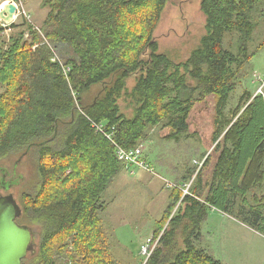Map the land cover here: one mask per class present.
Instances as JSON below:
<instances>
[{
	"label": "trees",
	"instance_id": "trees-1",
	"mask_svg": "<svg viewBox=\"0 0 264 264\" xmlns=\"http://www.w3.org/2000/svg\"><path fill=\"white\" fill-rule=\"evenodd\" d=\"M167 3L44 0L49 12L40 31L27 20L24 31L16 23L0 25V161L29 154L37 175L20 199L18 222L41 232L26 264H121L114 252L120 243L102 214L104 194L125 165L96 126L114 131L127 150L162 125L179 140L190 134L196 105L211 96L215 146L204 166L217 155L212 177L203 186L200 171L185 197L173 189L144 264H224L195 246V231L211 207L264 229V94L244 90L226 112L256 54L249 44L264 0H201L206 32L180 63L160 52L155 38ZM8 28L14 32L7 39ZM232 32L238 33L236 52L224 46ZM62 64L71 69L68 77Z\"/></svg>",
	"mask_w": 264,
	"mask_h": 264
},
{
	"label": "rangeland",
	"instance_id": "rangeland-1",
	"mask_svg": "<svg viewBox=\"0 0 264 264\" xmlns=\"http://www.w3.org/2000/svg\"><path fill=\"white\" fill-rule=\"evenodd\" d=\"M254 17L258 24L249 48L251 53L256 51V54L250 61L246 77L228 101L227 114L237 106L244 90L252 94L259 93L260 90L264 92V5L257 8ZM23 20L19 19L17 23H22ZM31 20L33 21V17ZM13 32L9 31L4 37L10 38ZM205 32L206 17L201 11V0H168L162 20L155 31V38L160 44V52L180 63L199 47ZM237 36L236 32L226 35L224 42L226 49L237 51ZM228 43L229 47L234 49H229ZM135 85V78H130L128 88L133 89ZM213 98L211 96L206 102L197 105L192 112L190 133L196 137L165 140L162 138L168 134L167 130L156 129L149 139L142 143L146 145L144 154L154 173L137 171L134 176H130L122 170L117 180L105 192L106 208L102 218L120 243L114 252L121 264L145 263L156 246V244L152 246L150 240L169 205L170 195L175 193L173 188H168L169 184L179 185L178 183L194 166L195 173L202 172L204 165L199 169L196 162L206 161L214 149ZM127 113L132 115L131 111L127 110ZM204 153L206 156L202 159ZM212 156L213 160L217 157L214 153ZM30 157L32 158L29 154L22 153L12 159L5 157L9 161H0V169L5 175L4 177L0 172V181L9 178L15 181L19 178L18 183L15 181L17 184L10 186L7 191L15 197L19 206L22 192H31L37 179ZM203 173L206 174L207 171ZM192 187L193 184L189 188V193ZM0 192L6 194L4 188H0ZM183 193L185 194L184 191ZM180 204L181 202L173 215ZM170 220L167 221L166 227ZM261 225L263 227V224ZM31 227L41 237L40 228L37 225ZM258 227H250L242 223L237 216L233 217L211 207L201 227L195 231V236H198L195 246L207 250L224 264H264V229Z\"/></svg>",
	"mask_w": 264,
	"mask_h": 264
},
{
	"label": "water",
	"instance_id": "water-1",
	"mask_svg": "<svg viewBox=\"0 0 264 264\" xmlns=\"http://www.w3.org/2000/svg\"><path fill=\"white\" fill-rule=\"evenodd\" d=\"M18 6L15 2L3 4L0 8V22L15 23ZM22 210L11 194L0 196V264H26L35 234L28 226L17 222Z\"/></svg>",
	"mask_w": 264,
	"mask_h": 264
},
{
	"label": "built area",
	"instance_id": "built-area-1",
	"mask_svg": "<svg viewBox=\"0 0 264 264\" xmlns=\"http://www.w3.org/2000/svg\"><path fill=\"white\" fill-rule=\"evenodd\" d=\"M12 2H15L17 4V6H18L16 19L21 17V18L27 20L28 22L34 24V22L31 20L32 16H31V14H29L26 11L23 2L21 0H16V1H12ZM3 3H5V2H3ZM3 3L1 5H3ZM1 25L4 28L7 27V24L1 23ZM36 29L38 31H40L39 26H37V25H36ZM8 30H10V29L9 28L6 29L5 33ZM62 69H63V72H64L65 76L68 77L69 73L71 72L70 67H67L64 64H62ZM259 92L261 93V90ZM96 127H97L98 131L104 133L105 136L111 142H113L115 144L116 157H117V159L119 161H121L125 165V167H126V169H128V171H130L131 173H135L137 170H142V171H146V172H148L150 174L154 173L153 168L151 167V165L148 163V161L146 160V158L144 156L142 145L136 147L135 149L127 150V149L122 147L120 144H118L114 140V136H115L114 131L112 133L111 132H106V126L104 124H98ZM204 162L205 161L196 162V164L198 165L199 169L204 165ZM193 181L194 180L192 179L188 184H184V185H180V184L179 185H175L174 183H170L168 188H173V189L177 188V189H179L181 191H184L185 192L184 196L190 195V193L188 191H189V188L192 186ZM186 188L188 190H186ZM148 247L146 248V253H147Z\"/></svg>",
	"mask_w": 264,
	"mask_h": 264
},
{
	"label": "crops",
	"instance_id": "crops-1",
	"mask_svg": "<svg viewBox=\"0 0 264 264\" xmlns=\"http://www.w3.org/2000/svg\"><path fill=\"white\" fill-rule=\"evenodd\" d=\"M4 0H0V2H3ZM5 1H16V0H5ZM4 1V2H5ZM22 2H23V4H24V6H25V9H26V11L29 13V14H31L32 15V17H33V21H35V23H37L38 25H40V26H42L43 24H44V22H45V20H46V17H47V15H48V12H49V10L47 9V8H45V7H43L42 5H43V1L44 0H21ZM19 19H23V18H18L17 19V21L19 20ZM17 21H16V24L17 25H19L20 27H18L17 29H16V31H19V30H22V31H24V30H26L27 29V27L28 26H30L29 24H27L26 22H24V20H23V22L22 23H17ZM10 31H12V30H10ZM9 32V31H8ZM8 32H6L5 34H8ZM210 98V97H209ZM208 98V99H209ZM197 106V105H196ZM214 107H215V105H214ZM195 109V108H194ZM193 112V111H192ZM230 112V111H229ZM191 115H192V113H191ZM190 118H191V116H190ZM190 122V121H189ZM163 126V125H162ZM162 126H159V127H157V128H155L154 130H152V132L153 131H155L156 129H159V130H163V129H166L167 130V132H168V134L164 137V138H162V139H171V138H169L170 137V129L169 128H167V127H162ZM214 131V130H213ZM152 132L149 134V137H150V135L152 134ZM189 132H190V130H189ZM213 134V133H212ZM192 138V137H196V135L194 134H188V136L187 135H185L184 137H182V138ZM149 139V138H148ZM147 139V140H148ZM144 145V144H143ZM143 145H142V147H143ZM215 146V145H214ZM145 148H146V145H144V147H143V152H145ZM208 151V150H207ZM207 153V152H206ZM206 153H204L203 154V156H202V159H203V157H205L206 155ZM215 155V154H214ZM144 156H145V154H144ZM213 157L214 156H212V159L210 160V162H209V164H208V166L206 167V166H204V168H203V170H202V173L204 172V171H207V173L205 174V173H203L204 175H203V177H202V181H203V186H206V184L208 183V181H209V179L212 177V174H213V169H214V166H215V161H216V158L213 160ZM146 158V157H145ZM148 159V158H147ZM205 168H207V169H205ZM194 169H195V166L192 168V169H190L189 170V174H188V176H185V177H183L182 178V180L179 182V184L180 185H184V184H186V183H188V182H190L193 178H195L194 179V181H193V186H195V183L196 182H198V178H197V174L200 172H198V173H195L194 172ZM122 170H125V172H127L130 176H134L135 174H136V172L137 171H142V170H137L135 173H131L130 171H128V169H126V167L124 166V169H122ZM122 172V171H121ZM120 172V173H121ZM120 175V174H119ZM119 175H118V177H119ZM189 175H190V177H189ZM117 177V178H118ZM117 178H116V180H117ZM115 180V181H116ZM114 181V182H115ZM113 182V183H114ZM112 183V184H113ZM109 189V188H108ZM170 198V197H169ZM185 206V204L183 205V207Z\"/></svg>",
	"mask_w": 264,
	"mask_h": 264
},
{
	"label": "flooded vegetation",
	"instance_id": "flooded-vegetation-1",
	"mask_svg": "<svg viewBox=\"0 0 264 264\" xmlns=\"http://www.w3.org/2000/svg\"><path fill=\"white\" fill-rule=\"evenodd\" d=\"M1 170V169H0ZM1 172V171H0ZM3 172V171H2ZM1 172V174L5 177V175H4V172L2 173ZM0 183H2V181H0ZM9 190V188H5L4 187V193H6V194H0V196H6V195H9L8 193H7V191ZM1 193V192H0ZM20 208H21V206H20ZM22 210V209H21ZM19 218V217H18ZM17 222H18V219H17ZM18 224H20V225H24V226H27V225H25V224H22V223H19L18 222ZM29 227V226H28ZM31 230H32V232L35 234V236H36V240H35V242L32 244V246H31V249H30V252H29V254H28V256L26 257V259L27 258H31V257H34L35 255H36V253H37V251H38V248H39V241H40V234L39 233H37L32 227H29Z\"/></svg>",
	"mask_w": 264,
	"mask_h": 264
}]
</instances>
